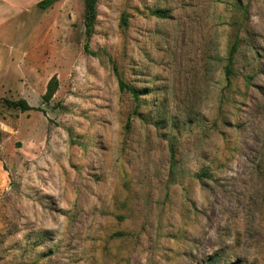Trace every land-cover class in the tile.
<instances>
[{
    "label": "rangeland",
    "instance_id": "374dc122",
    "mask_svg": "<svg viewBox=\"0 0 264 264\" xmlns=\"http://www.w3.org/2000/svg\"><path fill=\"white\" fill-rule=\"evenodd\" d=\"M40 1L0 0V264H264V0H98L89 41Z\"/></svg>",
    "mask_w": 264,
    "mask_h": 264
},
{
    "label": "trees",
    "instance_id": "16d2710c",
    "mask_svg": "<svg viewBox=\"0 0 264 264\" xmlns=\"http://www.w3.org/2000/svg\"><path fill=\"white\" fill-rule=\"evenodd\" d=\"M59 1H61V0H41L40 2L37 3V7L42 9V10H47ZM97 4H98V0H85V25H86V32L85 33H86L87 41H89L94 34L95 23H96V18H97ZM150 14L152 16H155V17L161 18V19L168 18V15L163 11H150ZM240 44H241V40L238 38L231 47L230 65L233 64V60H234L236 54L239 52ZM86 50L89 51L88 46L86 47ZM113 69H114L115 74L118 77L120 89L122 91H126L128 93H131L134 96L135 100L137 102H139L140 96H139L138 91L132 85L128 84L122 78V76L119 73L118 68L115 64L113 65ZM232 72L233 71H232L231 67L228 66L227 67V74L230 75V74H232ZM57 89H58V81L56 78H53L47 86V91L43 96V100L46 103L50 102L52 100L53 96L55 95ZM8 104L11 108L18 109L21 112L36 110V108L31 106L29 104V102L23 98L18 99V100H10V101H8ZM171 156H172V160H173V166H172V171H173V169H175V159L174 158L176 156V153H175L173 146L171 147ZM207 175H208V173L205 172L203 174H200L198 177L201 178V177H205Z\"/></svg>",
    "mask_w": 264,
    "mask_h": 264
}]
</instances>
